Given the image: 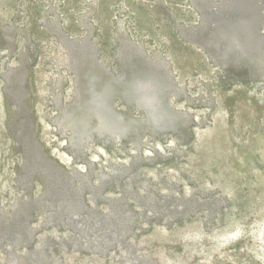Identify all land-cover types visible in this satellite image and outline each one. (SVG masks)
<instances>
[{
	"label": "rangeland",
	"instance_id": "1",
	"mask_svg": "<svg viewBox=\"0 0 264 264\" xmlns=\"http://www.w3.org/2000/svg\"><path fill=\"white\" fill-rule=\"evenodd\" d=\"M0 264H264V0H0Z\"/></svg>",
	"mask_w": 264,
	"mask_h": 264
}]
</instances>
